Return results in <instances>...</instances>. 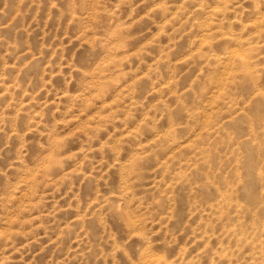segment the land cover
<instances>
[{"label":"rangeland","instance_id":"obj_1","mask_svg":"<svg viewBox=\"0 0 264 264\" xmlns=\"http://www.w3.org/2000/svg\"><path fill=\"white\" fill-rule=\"evenodd\" d=\"M0 264H264V0H0Z\"/></svg>","mask_w":264,"mask_h":264}]
</instances>
